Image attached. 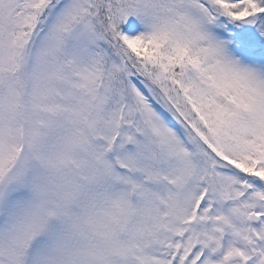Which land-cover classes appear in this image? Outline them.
I'll list each match as a JSON object with an SVG mask.
<instances>
[{"label":"snow or ice","instance_id":"6c2138e0","mask_svg":"<svg viewBox=\"0 0 264 264\" xmlns=\"http://www.w3.org/2000/svg\"><path fill=\"white\" fill-rule=\"evenodd\" d=\"M0 264H264V0H0Z\"/></svg>","mask_w":264,"mask_h":264}]
</instances>
